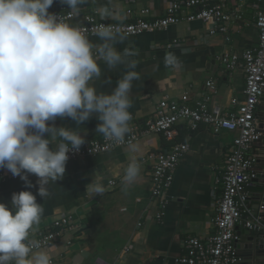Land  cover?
Returning a JSON list of instances; mask_svg holds the SVG:
<instances>
[{
  "label": "crops",
  "instance_id": "1",
  "mask_svg": "<svg viewBox=\"0 0 264 264\" xmlns=\"http://www.w3.org/2000/svg\"><path fill=\"white\" fill-rule=\"evenodd\" d=\"M170 1L120 0L123 9L120 21L127 20L129 9L137 15L150 9L148 18L162 16ZM260 4L258 0H230L231 9L236 11L230 23V40L224 34L209 35L208 24L199 20L182 22L154 33L125 35V42L118 47L121 50L129 47L137 53L135 70L140 74V79L133 81L129 111L141 118L147 117L165 97L178 100L185 92H189L190 104L194 105L196 100L204 99L209 93L206 81L211 78L217 83V91L211 95L210 105L234 110L232 100L242 102L245 99V72L241 66L228 70L220 57L225 53L241 54L258 44L255 15ZM96 6H81L74 22H82L86 14H96ZM62 7L70 10L68 5L56 0L49 11ZM89 39L98 42L96 37ZM168 53L178 58V67L165 66ZM101 67L104 82L98 81L97 86L110 93L125 69L121 66L108 70L103 64ZM257 117L264 124V100L257 107ZM55 123L58 127L76 126L70 118H58ZM99 123L93 116L81 125L85 141L102 138L96 132ZM177 130L176 141L189 143L190 150L181 158L173 184L164 195L153 197L151 171L154 162L149 157L152 153L169 150L174 141L150 133L134 142L140 147L137 155L141 173L127 191L123 189L122 177L132 153L123 146L72 161L66 166L63 179L50 186L51 194L46 199L37 194V177L34 175H29L35 185L32 188L21 179L0 182V202L11 207L13 193L32 191L45 209L37 231L46 229L60 217L73 218L75 227L66 230L53 246L46 247L52 264H95L98 258L109 264H177L176 259L185 253V242L189 237L208 239L215 231L214 219L222 195L216 179L226 169L234 138V133H215L208 125H201L197 130L178 125ZM255 148L260 175H263L264 135ZM93 180L105 186L104 194L94 195L87 191ZM263 190L260 183L249 188L251 203L256 209L264 205ZM162 212L160 220L158 215ZM238 230L243 257L240 264H246L244 246L255 233H248L243 227Z\"/></svg>",
  "mask_w": 264,
  "mask_h": 264
},
{
  "label": "clouds",
  "instance_id": "2",
  "mask_svg": "<svg viewBox=\"0 0 264 264\" xmlns=\"http://www.w3.org/2000/svg\"><path fill=\"white\" fill-rule=\"evenodd\" d=\"M56 0H0V169L50 196V186L63 179L70 151L85 144L81 134L86 121L95 116L96 132L116 145H127L130 155L122 177L123 189L134 185L141 173L138 144L127 140L131 132L130 92L140 79L135 70L137 53L121 50L126 36L119 23L97 24L88 30L49 12ZM78 16L81 6L94 4L101 20L117 22L123 12L120 0H59ZM166 67H178L173 53L165 56ZM101 64L108 70L125 71L109 93L101 91ZM70 118L75 127L57 126ZM102 195V183L93 180L87 191ZM44 207L32 191L12 194L11 207L0 202V264H52L41 242L30 238L38 230Z\"/></svg>",
  "mask_w": 264,
  "mask_h": 264
},
{
  "label": "built area",
  "instance_id": "3",
  "mask_svg": "<svg viewBox=\"0 0 264 264\" xmlns=\"http://www.w3.org/2000/svg\"><path fill=\"white\" fill-rule=\"evenodd\" d=\"M258 1L261 3L255 15L258 44L245 49L241 54L225 53L220 57L228 70L241 66L245 72V99L242 102L233 99L234 110L210 105L211 95L217 91V83L211 78L206 81L209 93L204 99L196 100L194 105L190 104L189 92H185L178 100L165 97L158 103L155 112L147 117L141 118L131 112V132L127 140L134 143L144 134L158 133L174 141L169 150L152 153L149 157L154 162L151 171L153 197L164 195L171 188L179 162L190 150L189 143L176 141L178 125H185L190 130L208 125L215 133H234L226 169L216 179L222 188V195L214 219L215 231L208 239L189 237L185 242V253L176 259L177 264H240L243 257L239 246V227L264 235V205L256 209L251 203L249 191L260 176L258 153L254 150L264 135L257 117V107L264 96V0ZM49 12L62 16L68 23L87 29L89 37H95L91 34V28L100 23H119L125 35L137 36L163 31L182 22L199 20L208 24L209 35L224 34L227 40H230V23L236 16V11L230 7V0H171L162 16L148 18L150 9L138 15L129 9L127 20L119 22L101 20L96 14H86L82 22L76 23L75 15H70V10L64 7ZM123 146L127 145L113 144L103 136L87 140L78 151L69 152L67 165L79 158L97 156ZM17 179L20 178L14 177L6 169H0V182ZM163 214L158 215L160 220ZM74 227L71 216L60 217L46 229L33 233L30 238L39 240L43 249L53 246L66 230ZM95 264L109 263L98 258Z\"/></svg>",
  "mask_w": 264,
  "mask_h": 264
},
{
  "label": "water",
  "instance_id": "4",
  "mask_svg": "<svg viewBox=\"0 0 264 264\" xmlns=\"http://www.w3.org/2000/svg\"><path fill=\"white\" fill-rule=\"evenodd\" d=\"M263 100H264V96L262 97L261 101ZM260 127L264 129V124L261 122H260ZM254 183H260L261 186L264 187V173L263 175H260L254 181ZM263 196H264V190H263ZM239 233L241 234V232ZM248 233H253V232L248 231ZM244 249L247 252L246 256L248 259L246 264H264V235H260L257 233L253 234L252 237L250 238V243L244 246Z\"/></svg>",
  "mask_w": 264,
  "mask_h": 264
}]
</instances>
